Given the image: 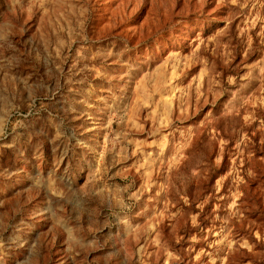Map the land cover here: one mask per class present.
<instances>
[{
	"label": "rangeland",
	"instance_id": "obj_1",
	"mask_svg": "<svg viewBox=\"0 0 264 264\" xmlns=\"http://www.w3.org/2000/svg\"><path fill=\"white\" fill-rule=\"evenodd\" d=\"M0 264H264V0H0Z\"/></svg>",
	"mask_w": 264,
	"mask_h": 264
}]
</instances>
